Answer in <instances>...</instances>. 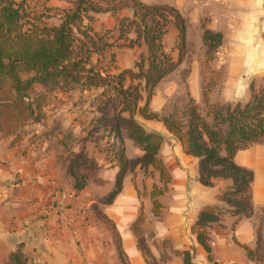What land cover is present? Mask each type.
Instances as JSON below:
<instances>
[{
    "label": "trees",
    "instance_id": "obj_1",
    "mask_svg": "<svg viewBox=\"0 0 264 264\" xmlns=\"http://www.w3.org/2000/svg\"><path fill=\"white\" fill-rule=\"evenodd\" d=\"M25 1L0 0V133L15 134L26 120L39 121L47 94L54 91L75 85L86 89L101 88L102 92L108 90L116 112L109 118L113 122L111 131L120 147L115 152L118 168L106 203H111L121 191L125 173L139 167L145 175L158 172L161 184L154 183L148 195L153 213L159 215L162 207L159 196L166 191L171 180L159 155L164 136L146 129L138 116L159 120L178 140L183 151L197 158L199 176L205 184H212L214 179L231 180L229 187L219 194L230 206L206 204L191 225L198 242L209 253L205 242L207 226L221 220L225 214L248 212V207L234 196L248 185L252 172L237 165L233 158L238 150L260 140L264 145V87L256 88L250 83V97L246 103L228 105L224 114L216 103H209L207 94L203 93L205 113L193 99H189L184 111L159 115L149 109L153 90L182 59L181 50L174 58L163 42L171 25L178 29L180 40H184L186 23L176 9L129 0L131 16L121 18L117 27L119 37L132 32L133 37H127V42L130 46L143 43L146 53L140 56L134 68L119 69L111 51L114 42L106 34L79 22L84 17L91 19L93 13L114 14L124 0H76L74 7L64 12L58 24H49L45 20L46 12L28 8ZM219 35L215 34V37L219 39ZM37 85L42 92L33 96ZM220 122L225 123L224 129L218 126ZM122 129H126L127 135L142 146L141 155L127 158L121 146ZM77 155L84 156L81 152ZM76 165V160H71L70 167ZM84 185V176L73 183L77 190ZM137 193L146 192L137 190ZM142 219L141 208L135 224ZM243 247L251 257L253 250ZM119 253L123 263L130 264L123 249H119ZM175 254L182 255L185 264H192L187 250H176ZM208 257L211 256L208 254ZM5 264L32 262H28L17 249L9 254Z\"/></svg>",
    "mask_w": 264,
    "mask_h": 264
},
{
    "label": "rangeland",
    "instance_id": "obj_2",
    "mask_svg": "<svg viewBox=\"0 0 264 264\" xmlns=\"http://www.w3.org/2000/svg\"><path fill=\"white\" fill-rule=\"evenodd\" d=\"M14 1L17 3L21 0ZM25 4L34 11L46 12L45 20L49 24H58L64 12L74 7L75 0H26ZM130 10L129 0H124L114 14L93 13L91 19L84 17L79 22L82 26L89 25L93 30L106 34L109 40L114 42L111 51L114 52L115 64L119 69L134 68L140 56L146 53L143 43L129 45L127 37H133L132 32L119 37L117 27L121 18L127 17ZM215 34L218 33L213 32L211 35L209 30L199 34L198 30L192 27L188 34L184 33V40L181 41L178 29L174 25L170 26L163 40L165 48L174 58L178 57L181 50L182 59L176 69L155 86L149 105L150 110L159 115L172 111L180 113L184 111L189 99H193L202 113H205L203 93H206L208 102L216 103L224 114L228 105L246 103L250 97V83L256 88L264 87V80L257 81L252 77L253 79H247L249 83L245 87L228 89L227 74L222 64V39L221 35L218 34L220 36L218 39ZM102 90L75 85L49 93L42 118L37 122L26 120L17 128L15 134L18 137L14 140L20 139L22 133L35 131L34 135H39L43 137L42 141H47L46 148L53 149L51 153L42 156L43 165L52 157L58 161L52 162L56 171L55 175L51 176L55 183L50 188L45 185L49 190L47 194L39 190L36 197L33 195L29 199L24 198L25 195L20 197L28 191L29 186L23 183L24 178L15 168H9L10 175L7 181L0 182V187L7 189L4 195L0 191V264H5L9 254L17 249H20L22 256L32 264H124L119 253V249H122L119 233L113 219L106 213L112 203H106L107 193L113 183H109L105 165L118 159L115 152L120 146L111 131L113 122L109 119L116 113L113 110L112 97L108 90L103 92ZM40 92L42 88L37 85L32 95ZM138 119L146 129L156 128L158 120H147L141 116H138ZM218 126L224 129L226 125L220 122ZM8 136L9 134L1 132L0 140ZM121 137L124 152L127 149L124 138L127 144L132 143L128 149L129 154L139 148V143L131 140L132 138L129 139L126 129L121 130ZM256 143L263 144L261 140ZM79 152L84 156H78ZM73 159L77 165L70 167ZM49 166L50 164L46 165L48 168L45 167V172L52 167ZM42 168L43 166H40L36 172L42 173ZM82 176L85 177V185L81 190H77L73 183L80 181ZM222 181L225 185L229 184L227 179ZM40 185L42 184L37 181V188ZM142 197L138 198L141 203ZM25 201L36 203L38 230L31 238L36 245L21 240L22 236L11 234L16 229L12 226L16 222L18 211L23 210ZM136 206H139V202ZM229 206L226 201L222 203L223 208ZM141 208L142 206L137 210V216ZM257 212L256 224L262 227L264 213ZM143 221L144 213L142 221L136 224L134 222L132 229H135L138 235V247L141 248L146 260L157 263L149 245L160 250V246L165 248L168 243L158 241L156 238L146 241L145 237L144 240ZM259 240L263 241L261 238ZM19 244L22 246L18 247ZM257 249L255 256L264 254V251ZM163 250H160L161 258L167 256L166 250ZM60 255H63L64 261L58 258ZM56 260L60 261L57 263ZM67 260L69 261L66 262Z\"/></svg>",
    "mask_w": 264,
    "mask_h": 264
},
{
    "label": "crops",
    "instance_id": "obj_3",
    "mask_svg": "<svg viewBox=\"0 0 264 264\" xmlns=\"http://www.w3.org/2000/svg\"><path fill=\"white\" fill-rule=\"evenodd\" d=\"M142 1L150 5L162 4L176 9L185 20V34L194 27L199 34L209 30L221 35L222 64L227 74L226 85L229 90L245 87L249 83L248 78L264 80V0ZM130 16L131 10L127 17ZM155 127L154 130L164 136L159 155L171 175L166 191L159 196L162 204L159 215L153 213L148 195L154 183L161 184L158 172L145 175L139 167L125 173L121 191L106 210L116 225L121 248L129 263L148 264L141 248L138 247V235L132 229L137 218V210L142 206L145 216L142 224L144 240L145 237L146 241L156 238L158 241L168 243L165 248L159 247L161 251L166 250L167 256L164 258L160 257V250L149 245L158 264H185L183 256L175 254L176 250H187L192 264H264V254L255 256L257 248L264 251V226L258 227L256 224L257 211L264 213V145L254 143L235 153L234 162L252 172L248 185L234 196V199L248 207V212L242 215L225 214L221 220L207 226L205 242L210 250L208 253L198 242L191 225L206 204L222 206L225 200H222L219 194L229 187L231 180L227 178L229 184L226 185L222 183V179H214L210 185L205 184L199 176L197 158L183 151L181 144L161 121L158 120ZM33 133L35 131L22 133V137L19 136L20 139L17 140H14L18 137L17 134H9L6 139L0 140V182L7 181L10 175L9 168L17 169L19 175L24 178L23 183L29 186L28 191L20 196L25 195L26 199L32 198L31 195L36 197L39 190L48 193L45 185L50 188L55 183L51 175H55L56 169L52 162L58 161L52 157L43 165L42 156L51 153L53 149L46 148L47 141H42L43 137ZM123 140L126 143L127 158L141 155L140 145L129 154L128 149L132 143L127 144L126 139ZM47 164L52 167L45 172ZM40 166H43L42 173L36 172ZM117 168V160L105 165L110 184L114 182ZM37 181L42 184L38 188ZM137 190H144L146 193L138 195ZM0 191L4 195L7 189L0 187ZM140 196H144L142 203L138 199ZM137 202L139 206H136ZM35 206L36 203L25 201L23 210L18 211V217L12 226L16 229L11 233L18 235L17 237L22 236L21 240L33 242L34 245H36L34 239L31 238L38 230ZM243 245L253 250L251 257L247 255ZM208 254L211 257H208ZM58 258L63 261L65 259L63 255ZM57 261L60 260L55 262ZM50 262L53 263L51 260Z\"/></svg>",
    "mask_w": 264,
    "mask_h": 264
},
{
    "label": "built area",
    "instance_id": "obj_4",
    "mask_svg": "<svg viewBox=\"0 0 264 264\" xmlns=\"http://www.w3.org/2000/svg\"><path fill=\"white\" fill-rule=\"evenodd\" d=\"M71 195H73V194H71ZM69 196H70V194H69Z\"/></svg>",
    "mask_w": 264,
    "mask_h": 264
}]
</instances>
